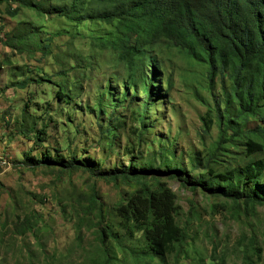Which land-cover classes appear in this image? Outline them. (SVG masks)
<instances>
[{"label":"trees","instance_id":"obj_1","mask_svg":"<svg viewBox=\"0 0 264 264\" xmlns=\"http://www.w3.org/2000/svg\"><path fill=\"white\" fill-rule=\"evenodd\" d=\"M0 2L7 3L11 17L27 8L39 17L57 18L78 29L86 23L104 25L106 30L99 35L78 34L92 40V49L95 46L114 52L113 66L124 72V96L132 94V101L140 94L146 95L133 111L142 126L134 130L137 139L129 143L127 154L136 147L140 150L147 114L157 99L164 97L157 87L159 71L164 68L160 58L163 47L175 49L191 64L202 67L207 89H216L217 96H211L213 109L200 117L201 133L208 134L213 126L218 131L205 151L186 159L177 157L169 142L145 157L140 150L139 159L131 155L127 166L122 164L109 171L103 170L99 162L77 158L74 152L52 155L49 147L40 159H30V153H25L16 163L19 168L20 164L33 172L42 168L57 182L65 174L71 177L80 170L89 177V186L82 190L73 185L48 198L53 201L52 210L60 211L66 223L61 229L51 214L11 195V210L0 215L1 264H263L254 230L244 245L247 237L241 234L235 249L216 238L214 221L232 219L251 227V220H258V209L264 207V185L259 183L264 176V0ZM37 34L38 27L29 31L19 27L0 37V42L20 54L46 55L48 45ZM59 74L65 76L67 72ZM43 76L36 82L44 81ZM164 79L168 81V76ZM67 81L58 83L56 98L70 103L82 91L73 93ZM26 84L17 85L23 89ZM109 92L99 97L98 114L97 109L92 113L107 114L102 102ZM23 117L22 124L15 123L16 132L37 148L42 147L49 135V123L37 128L40 117H32V125L27 126L23 125ZM124 118H109L112 121L102 132L108 135L111 148ZM3 167L0 161V169ZM169 180L192 196L201 195L208 204L198 207L190 199L186 211H182L175 192L166 183ZM99 182L114 189L113 201H107L98 188ZM23 192L21 187L15 193ZM44 196L34 195V200L45 204ZM200 233L208 243L207 253L201 245H195ZM8 234L21 244L5 243L4 248L2 238ZM240 251L242 257L235 260Z\"/></svg>","mask_w":264,"mask_h":264},{"label":"rangeland","instance_id":"obj_2","mask_svg":"<svg viewBox=\"0 0 264 264\" xmlns=\"http://www.w3.org/2000/svg\"><path fill=\"white\" fill-rule=\"evenodd\" d=\"M6 6V2H0V37L5 38L8 32L19 27L25 31L38 27L37 35L45 41L43 44L48 45L45 49L48 54L42 55V52L34 55L20 54L0 42V161L4 164L0 169V215L5 214L7 209L11 210L12 196H20L26 204L29 201L47 215L51 214L58 222L57 228L61 229L66 223L63 222L60 211L52 210L55 209L53 201L48 198L54 193H63L73 185L82 190L89 186L87 184L89 177L80 170L73 172L71 177L65 174L61 178L62 181L57 182L55 177L44 173L42 168L35 169L34 172L23 164H20L19 168L16 163L22 161L25 153H30V159H40L49 147L52 155L60 153L67 156L68 153L74 152L77 158L97 164L99 162L103 170L109 171L122 164L127 166L131 155L139 159L140 150L145 157L160 144L166 145L171 142L172 146H168L173 148L176 156L186 159L188 155L197 151H205V147L216 139L218 134L216 127L213 126L208 134H202L200 122V117L214 107V99L211 96H217L216 89L213 91L207 89L202 67L191 64L175 49L167 50L163 47L160 49V58L164 68L159 69L157 87L164 97H159L157 104L147 114L144 143L140 150L136 147L127 154V146L137 139L134 130L142 126L134 118L133 111L141 105L146 95L140 94L136 96L137 100L132 101L129 100L132 94L124 96L121 82L124 81L122 80L124 72L122 68L113 66L114 52L101 51L95 46L92 49V40L78 34L80 32L99 35L106 30L104 25L86 23L78 29L74 24L57 18L50 20V17H39L27 8L11 17ZM89 57L92 59L88 61ZM60 71L67 74L60 75ZM42 75L45 80L36 82ZM167 76L168 81L164 79ZM66 81L72 85L73 93L82 91L79 97L70 103L56 98V93L60 89L58 83L63 84ZM22 82L27 83L23 89L17 85ZM68 86L69 84L65 86L66 91ZM167 86L169 92L166 94ZM217 87L218 85L215 86ZM107 90L110 92L105 94L102 102L107 114L98 116L92 111L97 109L98 114L99 97ZM118 101L121 102L116 105ZM26 104L28 107H25ZM121 115L126 117L123 119L125 122L117 131L111 148L108 145V135L102 132L111 123L112 120L109 118L116 119ZM22 117L23 125L27 126L32 125L30 122L32 117H40L36 122L37 128H40L42 123H49V135L42 147L37 148L33 141L23 139L16 132L15 123H21ZM5 120L9 121L10 125ZM251 125L253 124L250 123ZM134 145L136 146V143ZM166 183L175 192L182 211H186L190 199L198 207L208 204L201 195L192 196L190 192L179 188L176 182L169 180ZM259 183L264 185V176ZM21 187L24 192L15 193ZM98 188L107 201L115 199L112 187H105L103 182H99ZM37 194L45 195V204H37L38 200H34V195ZM251 222L253 226L248 227L232 219L216 220L215 235L221 242L237 249L241 234L247 237L242 243L244 245L254 230L258 245L262 249L261 261L264 264V207L258 209V220L254 218ZM10 237L8 234L2 238L4 248L5 243L21 244V240H11ZM198 239L200 240H196L195 245H201L204 253H207L209 246L201 233ZM0 253L4 255L3 251ZM6 257L8 263H11V258ZM238 257H242L241 251L236 253L235 260Z\"/></svg>","mask_w":264,"mask_h":264}]
</instances>
